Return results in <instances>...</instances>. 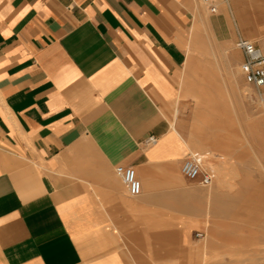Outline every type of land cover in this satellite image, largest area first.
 I'll use <instances>...</instances> for the list:
<instances>
[{
    "label": "crops",
    "instance_id": "0c3cea01",
    "mask_svg": "<svg viewBox=\"0 0 264 264\" xmlns=\"http://www.w3.org/2000/svg\"><path fill=\"white\" fill-rule=\"evenodd\" d=\"M241 38L264 0H0V264H189L191 97L238 92Z\"/></svg>",
    "mask_w": 264,
    "mask_h": 264
},
{
    "label": "rangeland",
    "instance_id": "374dc122",
    "mask_svg": "<svg viewBox=\"0 0 264 264\" xmlns=\"http://www.w3.org/2000/svg\"><path fill=\"white\" fill-rule=\"evenodd\" d=\"M235 79L243 83L235 94L220 87L217 95L191 97L187 157L210 151V160L229 162L235 169L227 167V176H235L231 187L220 188L216 175L210 186L199 183L205 217L191 238L189 264H264V105L245 82L241 64ZM181 115L177 107L176 120Z\"/></svg>",
    "mask_w": 264,
    "mask_h": 264
},
{
    "label": "built area",
    "instance_id": "2783aa9c",
    "mask_svg": "<svg viewBox=\"0 0 264 264\" xmlns=\"http://www.w3.org/2000/svg\"><path fill=\"white\" fill-rule=\"evenodd\" d=\"M216 9V6L212 7L213 11ZM237 46L243 50L245 55L241 63L242 74L264 105V48L251 40L242 38L237 42ZM154 142H156L155 137H149L146 141L147 144ZM207 154L209 155V152H192L181 167L183 176L203 186H210L215 180V174L206 167ZM116 171L132 195L136 196L142 192V182L134 167L118 165ZM202 235V233H197L196 236L201 237Z\"/></svg>",
    "mask_w": 264,
    "mask_h": 264
},
{
    "label": "bare ground",
    "instance_id": "6f19581e",
    "mask_svg": "<svg viewBox=\"0 0 264 264\" xmlns=\"http://www.w3.org/2000/svg\"><path fill=\"white\" fill-rule=\"evenodd\" d=\"M243 90L245 91V89H243ZM208 152H209V155L208 154L206 155L205 162L207 164L209 162L208 165H210L211 168H214L213 171H214V174L216 175V178L218 179L220 188L233 186V183L230 180H233L235 175L232 174V175H234L233 177H231V175L229 177L227 176L229 174V173L227 174V167L228 168L230 167V166H228L229 162H226L224 159L223 160L222 159L221 160L220 159L217 160L218 157L216 158L217 161L215 159L214 160H210L214 156L212 155V153L210 151H208ZM230 169H231V167H230ZM234 169H235V167H234ZM234 169H231V170H234ZM231 172H233V171H231Z\"/></svg>",
    "mask_w": 264,
    "mask_h": 264
}]
</instances>
